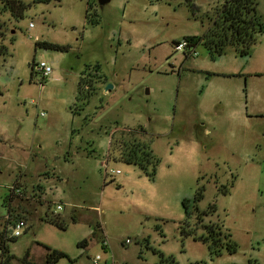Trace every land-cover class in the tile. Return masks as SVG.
Returning a JSON list of instances; mask_svg holds the SVG:
<instances>
[{"label": "rangeland", "instance_id": "1", "mask_svg": "<svg viewBox=\"0 0 264 264\" xmlns=\"http://www.w3.org/2000/svg\"><path fill=\"white\" fill-rule=\"evenodd\" d=\"M22 1L16 19L0 0V233L25 224L10 264H48L44 246L67 255L55 264H264V62L253 47L174 46L203 36L222 1ZM11 185L23 195L8 210Z\"/></svg>", "mask_w": 264, "mask_h": 264}, {"label": "trees", "instance_id": "2", "mask_svg": "<svg viewBox=\"0 0 264 264\" xmlns=\"http://www.w3.org/2000/svg\"><path fill=\"white\" fill-rule=\"evenodd\" d=\"M50 0H35L37 3H47ZM222 1L221 7L217 14V18L215 19L213 25L207 30V32L200 37H188L185 40L188 41L191 45H197L199 42H203L205 46L210 50L211 53L222 55L225 53V50L228 46L234 48L240 55L248 56L250 54L251 48L256 45L259 41L260 36L264 33V22L261 20V17L257 13L258 0H220ZM3 7L6 11L10 10L12 15L16 19H20L24 17L25 12L31 6L30 4H26L22 0H1ZM179 42H175L174 46ZM37 46L46 48V49H65L62 46L57 44L48 43V42H38ZM6 53V46L0 44V56ZM32 64V71H33ZM82 82H79L78 88V96L77 99L87 98L88 94L83 93L82 90ZM141 131L144 130L141 128ZM150 155V154H148ZM126 163L139 165L142 170L149 176L154 175V171L148 172L145 165L139 162L135 156L131 153L129 157L126 158ZM11 198L8 197L7 204L11 202ZM203 198V194L199 191L195 197L196 201H199ZM189 200H183V205L185 209L188 208ZM211 212L215 210V207H211ZM201 215H207V212H203ZM202 217H199L201 219ZM75 218L73 221L75 222ZM44 221L61 229L66 230L67 224L65 221L59 216H50L46 214L44 217ZM209 238L204 240L212 239L215 242H212L210 245L211 254H219V248L222 247L219 244V248L215 249V244L218 240L216 238L219 237L221 233L220 227L218 225H209L207 226ZM3 235V233H1ZM227 242L225 244L226 250L229 253H235L237 250V246L234 242L230 240V235H227ZM16 238L11 239L10 241H15ZM206 242V241H204ZM81 245H86V241H83ZM214 245V246H213ZM47 253V263L55 264L61 258L67 257V255L63 252L53 250L48 246H44ZM3 255H6V264H10L13 256L10 254L9 245H5L3 247ZM29 257V252L24 259L27 261ZM173 264V261H171ZM28 263V262H27Z\"/></svg>", "mask_w": 264, "mask_h": 264}, {"label": "built area", "instance_id": "3", "mask_svg": "<svg viewBox=\"0 0 264 264\" xmlns=\"http://www.w3.org/2000/svg\"><path fill=\"white\" fill-rule=\"evenodd\" d=\"M191 47V44L186 41L183 40L181 42H179L178 44L175 45V50L176 51H180V52H185V50ZM190 54H194L196 55V52H194V49L190 51ZM33 72L40 75L42 77V79H46L48 78L51 73H52V68L50 65H48L45 62H40V63H36L33 66ZM42 84V83H40ZM116 173H120V171H116ZM8 194L9 197H16V196H22L23 192L22 189L19 188L16 185H11L8 188ZM57 210L60 211L62 210L61 206H57ZM5 218H8V216H5ZM12 226V230L9 231L7 234H1L0 233V264H6V255H3V247L5 245H7L9 242H11V239L14 238H18L21 235V231L23 229V227H25L24 222H22L21 220L16 221ZM104 246L107 247V243H104ZM100 260H101V256L98 255L94 260L93 263L94 264H100Z\"/></svg>", "mask_w": 264, "mask_h": 264}, {"label": "crops", "instance_id": "4", "mask_svg": "<svg viewBox=\"0 0 264 264\" xmlns=\"http://www.w3.org/2000/svg\"><path fill=\"white\" fill-rule=\"evenodd\" d=\"M258 47H262V49L259 52L256 51ZM252 55L256 56L261 62H264V38H262L260 42H258L256 45L253 46ZM257 74H262V73H257Z\"/></svg>", "mask_w": 264, "mask_h": 264}, {"label": "water", "instance_id": "5", "mask_svg": "<svg viewBox=\"0 0 264 264\" xmlns=\"http://www.w3.org/2000/svg\"><path fill=\"white\" fill-rule=\"evenodd\" d=\"M108 2H110V0H98V4H99V6L100 7H103L105 4H107ZM110 87H112V86H108L107 87V90L110 88Z\"/></svg>", "mask_w": 264, "mask_h": 264}]
</instances>
